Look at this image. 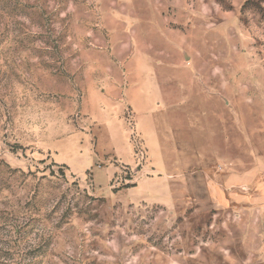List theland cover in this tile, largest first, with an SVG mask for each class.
Instances as JSON below:
<instances>
[{
	"label": "rangeland",
	"instance_id": "obj_1",
	"mask_svg": "<svg viewBox=\"0 0 264 264\" xmlns=\"http://www.w3.org/2000/svg\"><path fill=\"white\" fill-rule=\"evenodd\" d=\"M0 264H264V0H0Z\"/></svg>",
	"mask_w": 264,
	"mask_h": 264
},
{
	"label": "crops",
	"instance_id": "obj_2",
	"mask_svg": "<svg viewBox=\"0 0 264 264\" xmlns=\"http://www.w3.org/2000/svg\"><path fill=\"white\" fill-rule=\"evenodd\" d=\"M130 37V34H127ZM150 37L148 36V39ZM147 61L149 64H145ZM155 67L153 62L149 60V57L145 58L142 55L133 53V55L126 60L125 69L127 73V79L122 80V116L125 115V109L131 108L137 121L153 122L156 120L160 112V95L163 92V87L160 84L158 73L164 72L165 67H172L173 70L180 71V65L166 63L163 61L162 64L157 63ZM161 66V67H160ZM170 70V69H169ZM147 73L148 77H140L138 74ZM152 74H154L152 76ZM179 79L176 77L173 79V85L170 86L173 89H177L179 86ZM178 104V99L174 95L171 104ZM189 107L192 105L188 103ZM191 113V112H190ZM145 137L150 138L152 142L153 134H148L144 131ZM147 139V138H146Z\"/></svg>",
	"mask_w": 264,
	"mask_h": 264
},
{
	"label": "built area",
	"instance_id": "obj_3",
	"mask_svg": "<svg viewBox=\"0 0 264 264\" xmlns=\"http://www.w3.org/2000/svg\"><path fill=\"white\" fill-rule=\"evenodd\" d=\"M136 141V140H135ZM137 143V145H136V147L140 150V148L142 147V146H140V143H138V142H136Z\"/></svg>",
	"mask_w": 264,
	"mask_h": 264
}]
</instances>
